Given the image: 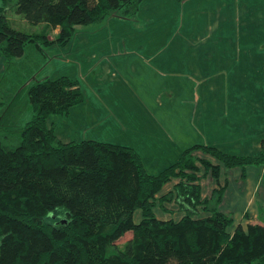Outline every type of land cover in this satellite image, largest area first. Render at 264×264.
<instances>
[{
	"label": "trees",
	"instance_id": "obj_1",
	"mask_svg": "<svg viewBox=\"0 0 264 264\" xmlns=\"http://www.w3.org/2000/svg\"><path fill=\"white\" fill-rule=\"evenodd\" d=\"M140 1L0 0V56L8 64L24 57L28 44L42 50L69 41L77 25L133 17ZM10 4L28 25L57 27L56 39L13 27ZM37 72L26 92L29 119L16 128L14 118L0 115V264H264V224L234 225L218 208L224 187L202 198V176L217 180L220 164L194 154L199 149L243 170L264 164V140L258 156L195 145L152 174L130 147L58 140L48 117L66 116L83 95L76 82ZM172 180L159 201L173 200L183 214L158 218V193Z\"/></svg>",
	"mask_w": 264,
	"mask_h": 264
},
{
	"label": "rangeland",
	"instance_id": "obj_2",
	"mask_svg": "<svg viewBox=\"0 0 264 264\" xmlns=\"http://www.w3.org/2000/svg\"><path fill=\"white\" fill-rule=\"evenodd\" d=\"M6 17L13 27L45 34L48 40L57 29L45 23L28 25L13 4ZM74 29L69 41L54 42L53 53L50 45L41 51L28 44L25 56L11 63L0 56V115L5 114L4 120L14 118L18 128L29 119L26 92L33 82L31 76L46 71L51 80L66 77L76 82L82 92V102L66 116L47 119L49 126L72 133L76 142L90 139L126 146L146 158L155 157L149 152L159 147L157 152L170 158L179 156L178 149L195 146L187 145L188 141L201 137L229 154L259 155L254 144L264 140V0H141L133 17L114 16ZM225 69L229 79L233 76V85H223ZM218 77L220 83L212 85ZM195 153L220 164L218 181L226 173L240 187L243 181L260 177L253 202L245 204L253 217L259 215L257 220L264 222V164L243 170L225 168L202 150ZM214 180L210 173L202 176V195ZM229 191L224 189L227 194L218 206L234 205L231 214L235 218L241 202ZM159 199L154 206L156 217H180L178 207V211L170 209L176 205L173 200ZM139 218L136 212L134 220ZM130 237L127 232L116 246L122 248Z\"/></svg>",
	"mask_w": 264,
	"mask_h": 264
},
{
	"label": "crops",
	"instance_id": "obj_3",
	"mask_svg": "<svg viewBox=\"0 0 264 264\" xmlns=\"http://www.w3.org/2000/svg\"><path fill=\"white\" fill-rule=\"evenodd\" d=\"M183 1H185V0H183ZM22 21L23 22H25V20L24 19H22ZM26 23V22H25ZM57 33H58V28L57 29H55V32H54V34L53 35H51V36H49L50 37V39L52 40V39H54V37L57 35ZM56 43H54V44H52V45H50L51 47H50V51H52V53H53V50L54 51H56L55 50V48H56ZM42 51V50H41ZM40 53V52H39ZM14 61V60H13ZM51 61V60H50ZM47 63V62H46ZM51 63H52V61H51ZM218 71H220L219 70V68L217 69ZM222 70H224V69H222ZM226 70V69H225ZM45 75H46V71H45ZM217 75H220V74H217ZM224 75H226V77L224 78V80H225V82L223 83V85H233V80H232V78H233V76H232V78H230L229 79V76H231V75H229L228 74V72H227V70H226V72H225V74ZM229 75V76H228ZM223 76H221V78H222ZM215 80V81H214ZM213 81H212V85H216V84H218V83H220V78L218 77V78H216V79H214ZM216 83V84H215ZM191 85H193V84H191ZM207 90V89H206ZM52 117H54V115H51ZM56 116V115H55ZM64 123L66 122V121H63ZM51 125H53L54 126V128H55V134H56V137H57V139L58 140H60L61 142H63V143H66V142H70V141H76V140H72L73 138H71V137H73V135H71V134H68V130L67 131H65L63 128H60V129H58L57 128V126H55L54 124H51ZM83 140H90V139H83ZM258 140V139H257ZM263 140V139H262ZM261 140V141H262ZM187 141V140H186ZM261 141H258L259 142V144L257 143V142H255L256 144H254L255 146H257L260 150H259V152H261ZM190 143V145H203V146H213V147H215L216 145H215V143H213V142H206V140H204L203 138H199V137H196V138H194V140H190V141H188V143H187V145ZM227 144H221V146H223V147H225ZM156 149H158V150H160V149H162V148H156ZM221 149H224V148H221ZM158 150H151L149 153H151V154H155L156 156L155 157H153V155L152 156H147V158H146V156L145 157H143V156H141L140 155V157H141V160H142V162H143V165L145 166V168H146V170L149 172V173H152V174H155V173H158V172H161L162 170H164L166 167H168V166H170L171 164H173L174 162H176L177 160H178V158L180 157V155L182 154V152L184 151V150H179L178 149V152H180L179 153V156H174V155H171L170 156V158H169V156H167V154H165L163 151H160L159 153L157 152ZM221 151V150H220ZM223 152H225V153H229L228 151H226V150H222ZM178 152H175V154L176 155H178ZM194 154L196 155V153H195V151H194ZM260 154V153H259ZM239 155H247V154H239ZM161 156V157H160ZM143 157V158H142ZM233 172L237 175L238 173H239V171H237V170H233ZM224 174V173H223ZM240 175H242V173L240 174ZM243 176V175H242ZM230 178H229V176H227L226 175V173L223 175V176H221V178H219V181H218V179L217 180H214L213 181V184L210 182L209 184L211 185L210 186V188H209V191L208 192H205L204 193V195H202V198L203 197H209L210 196V194H211V191L215 188V187H217L218 185L219 186H221V187H224V189L226 188V187H228L229 189H230V191H229V193L231 194V191H233V193H235V195L237 196V197H239L240 199H239V201L241 202V205H239V210H238V212H236V219L237 220H234L235 218H233V216H232V214L231 213H234V211H235V206L234 205H228V206H225L223 209H220L219 208V206L221 205V203L219 204V206H218V208H219V210L220 211H222V212H224V213H226V214H228L229 216H231V218L233 219V222H234V225H238V224H240V225H242L243 227H246V225L248 224V223H259V224H264V222H259L257 219H259V215L258 216H256V217H253L252 215H253V210H252V214H250L249 213V209H247L246 208V204H250L251 205V203L253 202V194H255L254 192H255V186H258V189L260 188V185H261V178L259 177L258 178V180L256 179V180H254V181H252V182H246V181H243L242 182V185L239 187V186H237V184H236V182L233 180H229ZM174 182L175 181H173V183H172V187H173V184H174ZM238 182V181H237ZM257 183V184H256ZM172 187L170 188V189H172ZM170 189H168V190H170ZM208 189V188H207ZM167 190V191H168ZM166 191V192H167ZM223 192H224V190H223ZM164 194V193H163ZM227 194V193H226ZM226 194H222V199H224L225 198V196H226ZM160 195H162V194H159L158 196H160ZM221 199V200H222ZM246 203V204H245ZM171 210H176V211H178V209H177V206L175 205V207H171L170 208ZM234 210V211H233ZM259 211H261V210H259ZM183 214V213H182ZM181 214V215H182ZM180 215V216H181ZM201 215H205V213L203 212V211H201ZM180 218V217H179ZM179 218H177V219H179ZM235 222L237 223V224H235Z\"/></svg>",
	"mask_w": 264,
	"mask_h": 264
}]
</instances>
